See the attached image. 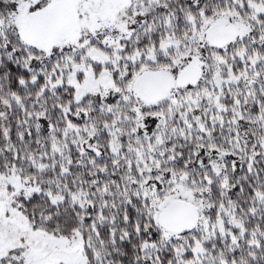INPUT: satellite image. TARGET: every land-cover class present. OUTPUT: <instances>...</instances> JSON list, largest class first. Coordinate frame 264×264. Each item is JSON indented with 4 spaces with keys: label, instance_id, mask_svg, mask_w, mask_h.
I'll use <instances>...</instances> for the list:
<instances>
[{
    "label": "snow or ice",
    "instance_id": "snow-or-ice-1",
    "mask_svg": "<svg viewBox=\"0 0 264 264\" xmlns=\"http://www.w3.org/2000/svg\"><path fill=\"white\" fill-rule=\"evenodd\" d=\"M0 264H264V0H0Z\"/></svg>",
    "mask_w": 264,
    "mask_h": 264
}]
</instances>
